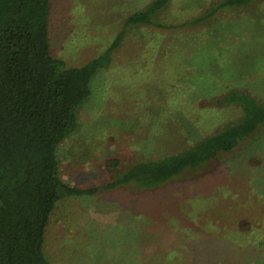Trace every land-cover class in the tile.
I'll return each mask as SVG.
<instances>
[{"label":"rangeland","instance_id":"rangeland-1","mask_svg":"<svg viewBox=\"0 0 264 264\" xmlns=\"http://www.w3.org/2000/svg\"><path fill=\"white\" fill-rule=\"evenodd\" d=\"M153 0H49L52 57L78 68L103 54ZM220 0H168L163 27L131 26L91 83L78 127L58 148L61 180L102 188L264 104V0L206 16ZM50 264H264V127L233 154L156 188L135 185L57 202L45 229Z\"/></svg>","mask_w":264,"mask_h":264},{"label":"trees","instance_id":"trees-1","mask_svg":"<svg viewBox=\"0 0 264 264\" xmlns=\"http://www.w3.org/2000/svg\"><path fill=\"white\" fill-rule=\"evenodd\" d=\"M257 0H220L203 18L243 9ZM168 0H153L130 15L106 51L82 67L67 68L52 57L49 0H0V264H50L43 252L45 229L57 202L135 185L167 184L233 154L264 127V104L230 91L221 103L242 108V119L184 151L137 162L101 189L82 190L60 178L58 148L78 127V111L91 83L106 68L131 26L163 27L156 17Z\"/></svg>","mask_w":264,"mask_h":264}]
</instances>
